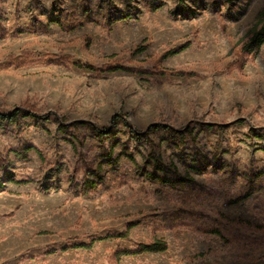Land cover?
I'll use <instances>...</instances> for the list:
<instances>
[{
  "label": "rangeland",
  "instance_id": "1",
  "mask_svg": "<svg viewBox=\"0 0 264 264\" xmlns=\"http://www.w3.org/2000/svg\"><path fill=\"white\" fill-rule=\"evenodd\" d=\"M263 8L0 0V264H264Z\"/></svg>",
  "mask_w": 264,
  "mask_h": 264
},
{
  "label": "trees",
  "instance_id": "2",
  "mask_svg": "<svg viewBox=\"0 0 264 264\" xmlns=\"http://www.w3.org/2000/svg\"><path fill=\"white\" fill-rule=\"evenodd\" d=\"M259 24H262L261 27H259ZM247 42L245 44L246 50L249 52L253 50H258L263 44H264V8L261 10L259 14V19L257 23L249 30L248 36H247ZM28 116H33L37 117L34 114H29L27 112H23L20 108H16L13 112L9 114H0V119L7 121L9 123H16L19 121L20 118L28 117ZM114 123V121H113ZM160 126L159 125H151L149 126L148 130H156ZM97 131V130H95ZM147 175L154 180H158L162 183H170V184H177V183H184L185 180L180 179V180H169L164 177H161L157 174L153 173H147ZM130 229V227H129ZM128 235V231L123 232L121 234L116 235L117 237H126ZM115 236H105L101 237L98 239L92 240L91 243L89 244H80L75 247H83V248H90L94 245V243L97 240H107L110 238H113ZM168 249V244L163 241V240H158L153 243L149 244H141L136 250H120L116 255L118 259H121L124 256H130V255H137L141 253H160L164 252Z\"/></svg>",
  "mask_w": 264,
  "mask_h": 264
}]
</instances>
